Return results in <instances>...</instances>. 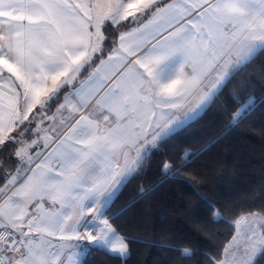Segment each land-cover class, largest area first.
Returning <instances> with one entry per match:
<instances>
[{"label": "snow or ice", "instance_id": "1", "mask_svg": "<svg viewBox=\"0 0 264 264\" xmlns=\"http://www.w3.org/2000/svg\"><path fill=\"white\" fill-rule=\"evenodd\" d=\"M262 55L264 0H0V148L15 158L0 166V264L130 257L145 241L115 226L113 205L141 181L126 214L198 158L173 153L234 82L225 132L248 117ZM156 158L161 180L145 187ZM212 207L234 234L204 264H264V203ZM162 246L178 264L196 254Z\"/></svg>", "mask_w": 264, "mask_h": 264}, {"label": "trees", "instance_id": "2", "mask_svg": "<svg viewBox=\"0 0 264 264\" xmlns=\"http://www.w3.org/2000/svg\"><path fill=\"white\" fill-rule=\"evenodd\" d=\"M246 78L250 83L241 99L252 94L257 103L238 127L225 132L228 116L221 107H237L228 95L240 91L239 82H234L214 108L185 131L173 153L180 156L188 149L198 152V158L126 214L119 210L136 196L141 181L130 183L113 205L115 226L145 242L133 243L126 260L96 250L83 257L84 264H178L179 253L165 244L191 247L196 254L186 264H204L205 255L234 234L233 224L211 221L212 205L235 210L264 203V55L250 66ZM12 152L13 147L7 152L0 148V166L10 167L3 164L8 160L15 163ZM159 167L156 158L143 177L145 187L161 180Z\"/></svg>", "mask_w": 264, "mask_h": 264}, {"label": "crops", "instance_id": "3", "mask_svg": "<svg viewBox=\"0 0 264 264\" xmlns=\"http://www.w3.org/2000/svg\"><path fill=\"white\" fill-rule=\"evenodd\" d=\"M84 257V256H83ZM83 257H82V259H83Z\"/></svg>", "mask_w": 264, "mask_h": 264}]
</instances>
